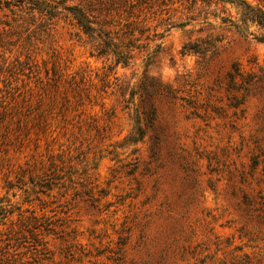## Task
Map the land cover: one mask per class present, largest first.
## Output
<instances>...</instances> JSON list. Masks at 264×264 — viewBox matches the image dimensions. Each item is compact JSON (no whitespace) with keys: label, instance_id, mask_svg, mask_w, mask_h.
Masks as SVG:
<instances>
[{"label":"rangeland","instance_id":"rangeland-1","mask_svg":"<svg viewBox=\"0 0 264 264\" xmlns=\"http://www.w3.org/2000/svg\"><path fill=\"white\" fill-rule=\"evenodd\" d=\"M88 2L0 0V264H264L261 30L117 0L139 40L114 66L65 9Z\"/></svg>","mask_w":264,"mask_h":264},{"label":"trees","instance_id":"trees-1","mask_svg":"<svg viewBox=\"0 0 264 264\" xmlns=\"http://www.w3.org/2000/svg\"><path fill=\"white\" fill-rule=\"evenodd\" d=\"M118 1L122 4H127L130 0ZM219 1L229 2L236 4L238 8L240 7V20L245 24L252 23L256 25L261 32L255 38L264 42V6L253 5L247 0ZM117 4H119L117 0H89L87 5L79 3L65 7L71 13L73 19L76 20L77 26L95 40L96 44H94L92 53L96 52L95 55L98 57H112L115 60L114 66L118 64L127 65L130 62L132 58L131 52L134 47L133 43L139 40L135 34L138 28L133 24V21L127 20L123 25L120 22L114 23L112 11L116 10L114 6ZM44 7L42 6L41 9L53 8V6ZM232 25L242 30V26L237 22H232ZM139 31L141 32L142 29ZM246 81L249 83L251 79H248V75L243 74L239 65L234 63L232 70L228 73L229 90L241 91V85ZM244 96L246 97V92H244ZM244 101L245 99L241 102H236V105L244 103Z\"/></svg>","mask_w":264,"mask_h":264}]
</instances>
